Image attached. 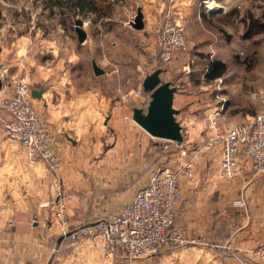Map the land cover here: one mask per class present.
<instances>
[{"label":"crops","instance_id":"crops-1","mask_svg":"<svg viewBox=\"0 0 264 264\" xmlns=\"http://www.w3.org/2000/svg\"><path fill=\"white\" fill-rule=\"evenodd\" d=\"M133 1L144 13L147 30L156 28L165 7L172 8L186 23L189 46L197 44L199 35L207 36L209 28L218 32L213 16L226 12L224 7L206 12L205 0ZM2 33L0 28V97L16 74L31 71L32 90H42L40 97L32 96L33 102L54 136L60 166L58 174L42 160L31 166L24 149L4 135L3 123L10 114L0 110V264H264L251 256V249L264 241V178L247 169L243 176L223 179L218 169H204V158L195 163L194 181L180 174L183 199L175 219V229L196 242L170 243L157 257L136 260L126 259L119 249L105 250L95 234L73 243L53 215L56 181L74 193L68 214L70 229H75L118 213L146 184L149 169L165 164V151L134 121L133 108L104 99L101 88L88 90L71 68L60 71L44 55L28 56L22 44L13 50L2 43ZM184 56L177 53L172 63L178 66ZM102 68L103 73L94 74L105 75ZM182 92L175 93L176 108L177 100H186ZM190 104L206 118L216 114L226 119L224 105L201 109L194 101ZM238 200L245 205H237Z\"/></svg>","mask_w":264,"mask_h":264},{"label":"rangeland","instance_id":"rangeland-1","mask_svg":"<svg viewBox=\"0 0 264 264\" xmlns=\"http://www.w3.org/2000/svg\"><path fill=\"white\" fill-rule=\"evenodd\" d=\"M96 2L97 10L80 11L60 6L59 0H0L2 43L13 50L22 44L28 56L44 55L50 60L49 66L60 71L71 68L82 86L88 90L101 88L104 99L111 97L131 109L147 108L151 97L150 92L143 89V80L162 67V79L173 80L186 100L176 101L180 108L178 115L184 123H181L182 144L155 137L166 154L161 167L179 169L189 161L195 166L196 161L204 158L201 163L204 169H219L218 147L196 155L215 129L211 127L209 116L206 118L191 110L190 103L194 101L201 109L208 104L224 105L226 119L218 118L221 127L264 111V0H205L202 4L206 12L226 8L223 16H213L215 27H220L219 33L212 26L214 29L209 28L207 36L199 35L197 44L189 46L178 66L173 64L174 59L164 64L159 58L165 16L172 13L180 17L172 8L163 9V17L158 19L155 29L137 30L131 25L138 12L133 0ZM78 18L84 21L88 33L84 43L78 40L75 25ZM93 60L106 69L105 75L94 74ZM214 60L225 63L224 74L206 80ZM167 70L170 73L167 74ZM21 74L30 80L31 71ZM178 95L180 97V93ZM0 110L4 111L1 107ZM106 120L104 114L103 127ZM176 233L182 232L175 229L174 223L171 234ZM170 243L180 245L173 241L166 245ZM161 251L153 256L157 257Z\"/></svg>","mask_w":264,"mask_h":264},{"label":"built area","instance_id":"built-area-1","mask_svg":"<svg viewBox=\"0 0 264 264\" xmlns=\"http://www.w3.org/2000/svg\"><path fill=\"white\" fill-rule=\"evenodd\" d=\"M188 49L185 21L168 13L161 26L160 60L167 64L177 53H185ZM0 107L10 114L3 123L4 135L24 149L29 164L33 166L42 160L58 174L60 158L53 148L54 136L33 102L32 88L25 74H16L12 78L9 89L0 98ZM209 118L215 130L196 155L218 147L221 155L218 175L223 179L243 176L247 169L255 176H263L264 111L223 127L218 115ZM168 141L177 145L183 142ZM193 169V161L184 163L179 170L164 166L151 168L146 184L118 213L75 229H69L68 214L74 193L61 189L56 181L55 220L71 236L73 243L95 234L103 239L105 250H122L129 260L153 256L169 241L180 245L194 243L196 238L184 233L171 234L183 199L180 174L184 173L194 181ZM236 204L245 205V201L238 200ZM251 256L264 263V241L251 249Z\"/></svg>","mask_w":264,"mask_h":264},{"label":"water","instance_id":"water-1","mask_svg":"<svg viewBox=\"0 0 264 264\" xmlns=\"http://www.w3.org/2000/svg\"><path fill=\"white\" fill-rule=\"evenodd\" d=\"M76 31L80 42L87 38V31L84 28V21L80 18L75 21ZM131 25L138 30L145 26L144 13L139 8ZM3 64L0 63V69ZM93 68L96 74H101L104 69L94 60ZM162 67H158L148 74L143 80V89L150 92V100L147 108L133 107L132 118L153 137L182 142L183 126L177 115L180 110L174 106L175 93L178 87L171 81L162 79ZM3 87V78L0 75V92ZM42 90L33 89L32 96L40 97Z\"/></svg>","mask_w":264,"mask_h":264},{"label":"trees","instance_id":"trees-1","mask_svg":"<svg viewBox=\"0 0 264 264\" xmlns=\"http://www.w3.org/2000/svg\"><path fill=\"white\" fill-rule=\"evenodd\" d=\"M60 6L67 5L69 9H78L80 11H95L97 10L96 0H59ZM225 71V63L221 60H214L210 71L206 75V80H212L222 76Z\"/></svg>","mask_w":264,"mask_h":264}]
</instances>
